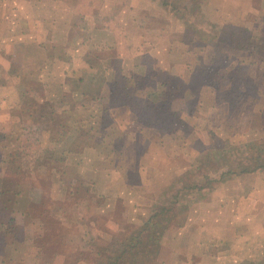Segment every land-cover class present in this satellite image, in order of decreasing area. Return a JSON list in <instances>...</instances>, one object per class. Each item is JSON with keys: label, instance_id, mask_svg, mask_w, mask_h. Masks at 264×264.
<instances>
[{"label": "rangeland", "instance_id": "1", "mask_svg": "<svg viewBox=\"0 0 264 264\" xmlns=\"http://www.w3.org/2000/svg\"><path fill=\"white\" fill-rule=\"evenodd\" d=\"M159 1L182 20L186 30L180 42L191 53L166 58L165 52L143 50L136 27L134 40L113 37V45L105 44L99 31L94 43L86 45L90 50L78 57L66 51L69 42L56 47L60 65L73 67L64 71L58 66L53 74L50 68L38 69L37 51L32 60L20 56L33 69L19 67L22 40L29 42L19 33L25 27L29 34L30 28L12 12L19 0H0L3 264H94L121 254L129 243L135 247L119 264H131L134 258L137 264H163L157 260L167 253L163 242L171 247L179 228L178 264H264V169L259 168L264 157V65L254 69L264 62V12L249 13L250 30L236 26L237 6L226 7L224 14L232 21L226 19L222 28L223 16L210 22L215 17L212 0ZM84 10L90 14L83 2L79 15ZM82 19L77 17L72 30L87 42L92 22ZM174 40L164 37L157 48L169 50ZM125 54L134 64L130 73L123 70L120 56L128 58ZM181 56V69L167 70ZM91 74L98 83L89 79ZM79 76L84 79L78 85ZM64 78L70 87L65 94L57 82ZM75 87L80 100L66 101ZM241 100L250 102L255 114L233 113ZM221 103L228 105L220 109L224 113L210 110ZM50 109L56 116H40ZM159 150L179 153L165 174ZM241 168L251 170L238 172ZM162 208L166 211L151 218ZM206 208L214 213L193 214ZM150 218L149 228L138 232ZM191 219L199 227H217L221 220L227 234L218 233L210 247L199 249L195 237L202 239L204 229L192 230ZM31 240L38 249L36 261L23 254ZM11 246L18 247L14 258L7 251ZM147 253L149 258L141 261Z\"/></svg>", "mask_w": 264, "mask_h": 264}, {"label": "crops", "instance_id": "2", "mask_svg": "<svg viewBox=\"0 0 264 264\" xmlns=\"http://www.w3.org/2000/svg\"><path fill=\"white\" fill-rule=\"evenodd\" d=\"M19 1L21 2V4H19L18 8L12 7L13 9L12 12L16 14L17 21L22 20L24 22H27L30 28L29 34L27 33V29H25V27L19 33L21 34V37L23 38L27 37V40L29 41L27 42V41L22 40L21 46L23 48V54L17 53L18 62L20 64L19 67L21 69L23 68L33 69V67H35L33 66L34 64L30 60L34 59L33 52L37 51L39 52L38 55H40V59L38 63L39 70L44 69V68H50L53 70V74H55V69L58 66H63L64 71L66 70L70 71L73 65L70 63H64L63 65H60V60L58 58L59 52L55 49L56 47L60 45L62 46V45L68 44L69 42L70 45L68 44L69 45L67 48L68 50L66 51H68V53H70L71 55L78 57L81 54L85 53L87 51L86 49L90 50L89 46L87 47L86 45L89 43H94V38H97L95 37V35L96 33L99 34V31H102L101 36L102 38L106 40L105 44L113 45L115 41L113 37L114 38L116 37L117 39L123 38V40L127 39L125 40L126 42H129L130 40H134L135 35L133 34L131 35V33H132V30L135 29V27L138 28L139 31H141L140 32L141 37H138V38L143 39L144 41L143 47H142L143 50L147 49V51L154 52V53L165 52L166 58L170 54L180 53V54L186 55L187 53L192 52L191 50H189L187 46L188 44L186 43L184 44L180 42L183 36V32L186 30V28H184V26L182 25V22H181L182 20L179 17H177V15L174 14L175 12L170 10L168 6H163L162 2H160L159 0H90L87 2L86 0H77V1H73V0H28V3H29L28 5L26 4V0H19ZM83 2H84V6L90 9L89 15L86 13L85 10L79 15L80 6L83 5ZM41 5H43L44 7ZM20 6H25L26 11L21 13ZM39 6L41 7L40 11H39ZM212 6L215 7L213 8V11H212L214 12L213 15L215 14V17H212L210 19V22L214 23L216 19L223 16L222 18L223 20L221 24V27L223 26L222 28L225 27L224 23L226 22L225 21L226 19L227 21L229 20L232 21L231 19L227 17V15L224 14L225 13L224 9L226 10V7L233 8V10L237 8V11L239 13L237 15L239 23H237L236 26L243 27L245 29L247 27L250 30H251V25H250L251 21L247 22L248 17L250 15L249 13H252V14L258 13L259 11L264 12V0H212ZM234 6H237V7L234 8ZM256 6H259L260 8H255ZM75 13L78 15L77 16L78 19L83 18L82 20L85 22L86 21L92 22V25H90L89 28L87 27L88 29L87 33H89L90 34L89 36L91 37L90 41H87V42L80 41L79 38L75 37L73 30H72V28L76 27V23L78 21L76 20L77 17L75 16ZM9 19L14 20V18H9ZM32 25H33V28H32ZM34 32H36V34H34ZM33 34L37 38L36 41H34L31 38ZM149 37H157L158 41H155V42L149 41ZM164 37H168V38L173 37V39H175L172 48L169 50L165 49V51L161 49L162 47L157 48L162 45ZM144 45H146V47H144ZM42 46L44 48H42ZM35 48H38L39 50ZM132 50L133 48L131 49V51ZM141 50H138L136 53H140ZM237 51L239 53H242L244 50L237 49ZM61 54H64V51ZM22 55L26 57L29 56V59H30L29 63L24 62V60L27 62L28 59L27 58L24 59L20 57ZM125 55L128 56L129 59L124 58V56H120V58L123 59L122 64L124 62L123 70H125L127 73H130L131 68H134V64H133V61H130V56L128 54H125ZM181 59H182V56L176 62L173 63L174 66L167 67V70L177 71V68L181 69V65L185 64V63H180ZM262 65H264V62L260 61V64L255 63L254 69L260 68V66ZM106 69H109L111 72V67L105 64V71ZM173 72H171V74ZM262 72L264 73V69H262ZM83 79L84 77L82 76L77 77L78 85L83 83ZM89 79L93 83L99 82V78H96L95 74H91V77ZM105 79L106 81L108 80V78H105ZM57 82L59 85H62L61 86L62 87L61 89L63 90L62 93L65 94L64 90H66L67 88L68 89L70 88L68 83L66 84V79L65 81H63L62 79ZM72 94H75V95L72 96L71 100L66 99V101L80 100L81 91H78L77 87H75V93H72ZM212 106L213 107H211L210 110L211 111L214 110L215 114L217 113L222 114L225 112V110H220V109L228 108V105H226L225 103H221V105L217 104L215 106L214 105ZM250 106H251L250 102H248L247 100L246 101L241 100L236 105L235 109L233 110L235 112L233 113L237 114L238 112H241V113L244 112L247 114V116H249L250 113L255 114L256 110L254 111L251 110ZM43 114L44 115L47 114L46 116H48L49 114L50 117L56 116L55 111L51 109L50 111L46 113H40V116ZM65 114H67L68 116L73 115V114L70 115L69 111H65ZM144 128L147 129L148 132L150 130H153L147 127H144ZM159 151L161 152L159 153L161 154L160 155L161 164H159V166H162L163 173L165 174L166 172H170L167 169L168 167H175L174 160L176 159V154L178 156L179 153L177 152L169 153L168 152L167 154V150H166V152L162 154V151L161 150ZM163 176H164L163 180H166L165 175ZM132 209L135 211L138 210L136 207H133ZM144 209L147 211V213L149 211L151 212L150 207H145ZM198 212L199 213L200 212L211 213L213 212V209L206 208L205 210H200V211L195 210L193 211V214H196ZM206 217L208 216H205L204 218ZM192 219H191L192 228H193L192 230H203L204 229V232L202 233V236H201L202 239L195 237V247H199V249L203 247L206 250L208 247H210V245H212L211 237H214L218 233L220 234L224 233L225 235L227 234L226 231L223 232L224 229L220 228L221 227L220 224L223 223L221 220H218L217 227H216V224H213L209 227H199L198 226L199 224H196L194 222L195 220H192ZM191 223L189 221V225ZM231 223H234V221H232ZM200 224H204V223H200ZM185 228H187V224L185 225ZM180 229L182 228H179L173 233L174 234L173 243L171 244V247H168L169 245L163 242L162 249H165L167 253L163 254V258L161 259L157 258V260H160V261L164 260L165 263L168 262V264H178V260H175L176 254L174 253V251H177L175 247V243H177L178 241H181L183 238V235H182L183 233ZM34 243L32 241V243L29 246L27 244L25 245L27 248L29 247V249H27V251H25L23 254L27 257L28 261L31 259H34V261H36L35 259H37L36 255L38 254L37 253L38 249H37V245ZM17 248L18 247L16 246H11L7 250L11 252L10 253L11 257L14 258L17 256V253H16ZM194 251H195V248H192L191 253L193 254ZM202 252L203 251L201 250L200 252H197L196 254L197 258L200 257L199 253H202ZM32 254H33V257H32ZM192 257L193 255H191V258ZM190 260L195 261V256L193 259H190ZM190 260L188 262H191ZM79 261L80 260H78V262ZM0 264H3L2 257H0Z\"/></svg>", "mask_w": 264, "mask_h": 264}, {"label": "trees", "instance_id": "3", "mask_svg": "<svg viewBox=\"0 0 264 264\" xmlns=\"http://www.w3.org/2000/svg\"><path fill=\"white\" fill-rule=\"evenodd\" d=\"M263 162H264V157L262 158L260 165H259V168H261V169H264V163ZM254 169H255V167L252 170H254ZM250 170L251 169L241 168L238 172H248ZM164 211H166V209L162 208L159 212H155L154 215H151L152 216L151 218H153L154 216H156V217L160 216V214H162V212H164ZM151 218L148 219L146 222H144L142 226L138 227V232H140L141 230L143 232V230L149 228L148 224H149ZM134 247H135L134 243L133 244L129 243V245H124L121 254H119L117 256L106 257L105 259H98L94 264H119L120 263L119 261L122 258L123 254L126 252H131L132 248H134ZM157 250H158V245L156 244L155 249H154V253H151V255H153V257H155L154 255L156 254ZM149 256H150V254L147 253L146 256H143V258H141V261L145 260V258H149ZM137 261H138V259L134 258L130 261V263L131 264H137Z\"/></svg>", "mask_w": 264, "mask_h": 264}]
</instances>
